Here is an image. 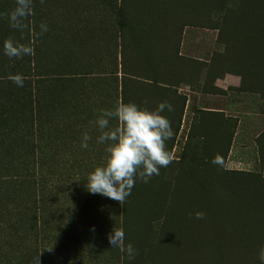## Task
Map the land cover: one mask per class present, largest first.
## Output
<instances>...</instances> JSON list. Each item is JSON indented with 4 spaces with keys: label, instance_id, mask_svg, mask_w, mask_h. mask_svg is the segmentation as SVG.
Returning a JSON list of instances; mask_svg holds the SVG:
<instances>
[{
    "label": "rangeland",
    "instance_id": "1",
    "mask_svg": "<svg viewBox=\"0 0 264 264\" xmlns=\"http://www.w3.org/2000/svg\"><path fill=\"white\" fill-rule=\"evenodd\" d=\"M121 6L125 26L118 23ZM263 6L264 0H45L43 123L47 165L57 169L63 193L80 184L73 161L103 162L94 125L101 110L166 102L172 162L147 183L137 179L132 194L151 196L162 215L173 201L165 183L173 181L175 242L210 252L205 233L215 228L236 237L235 256L264 246ZM139 205L143 219L148 210ZM215 214L223 220L212 226Z\"/></svg>",
    "mask_w": 264,
    "mask_h": 264
},
{
    "label": "trees",
    "instance_id": "2",
    "mask_svg": "<svg viewBox=\"0 0 264 264\" xmlns=\"http://www.w3.org/2000/svg\"><path fill=\"white\" fill-rule=\"evenodd\" d=\"M44 3L33 0V15L24 21L22 29H13L7 13L15 7V0H0V264H260L259 249L251 247L248 253L235 256L236 237L229 231L210 228L205 233L212 245L210 252L175 242L178 219L173 212L176 200L171 179L165 186L173 201L162 215L154 208L158 203L154 204L151 196L138 199L131 193L121 206L90 194L85 180L94 165L88 157L78 164L73 161L80 184L69 187L74 190L70 194L63 193L62 182L56 179L57 169L47 165L40 29L46 22ZM116 10L121 17L119 25L125 26L123 6ZM259 13L264 15V8ZM9 38L29 47L34 38L32 54L19 59L5 56L3 43ZM16 74L23 77L22 87L9 79ZM140 203L148 210L143 219L137 213ZM219 219L222 221L223 215L215 214L212 226ZM113 229L123 230L125 243L136 250L134 259L110 246L108 236Z\"/></svg>",
    "mask_w": 264,
    "mask_h": 264
},
{
    "label": "clouds",
    "instance_id": "3",
    "mask_svg": "<svg viewBox=\"0 0 264 264\" xmlns=\"http://www.w3.org/2000/svg\"><path fill=\"white\" fill-rule=\"evenodd\" d=\"M32 15L33 0H15V7L7 13L9 26L22 29L24 21ZM40 29L43 32L48 30L44 24ZM3 54L10 59H19L31 55L32 48L9 38L3 43ZM9 79L17 86H23L20 74L10 75ZM166 109L172 110L166 102L158 103L154 109L139 107L133 102H117L113 108L100 111L94 121L99 132L96 143L105 145V156L103 162L86 177L85 187L90 194L101 195L122 206L131 195L137 179L147 183L152 176L160 174V168L172 162L166 142L173 139L174 132L170 121L163 115ZM112 121L116 122L115 125ZM90 139L86 132L83 133L81 147L87 149ZM213 163L219 164V158ZM195 218L203 219L204 214L197 212ZM108 243L129 260L134 259L136 250L131 243H125L122 229H113ZM258 260L264 264V246L258 250Z\"/></svg>",
    "mask_w": 264,
    "mask_h": 264
}]
</instances>
